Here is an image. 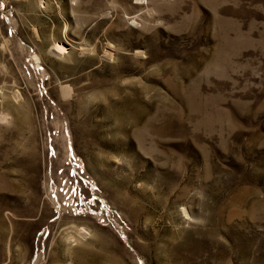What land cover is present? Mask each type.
Here are the masks:
<instances>
[{"label": "rangeland", "instance_id": "rangeland-1", "mask_svg": "<svg viewBox=\"0 0 264 264\" xmlns=\"http://www.w3.org/2000/svg\"><path fill=\"white\" fill-rule=\"evenodd\" d=\"M0 91V264H264V0H0Z\"/></svg>", "mask_w": 264, "mask_h": 264}, {"label": "bare ground", "instance_id": "bare-ground-1", "mask_svg": "<svg viewBox=\"0 0 264 264\" xmlns=\"http://www.w3.org/2000/svg\"><path fill=\"white\" fill-rule=\"evenodd\" d=\"M55 50L59 53H63L65 48L62 45H56ZM1 92V91H0ZM1 95V94H0ZM20 97V96H19ZM9 120V117L5 114H0V123H5ZM79 232V231H78ZM71 248V247H70Z\"/></svg>", "mask_w": 264, "mask_h": 264}]
</instances>
